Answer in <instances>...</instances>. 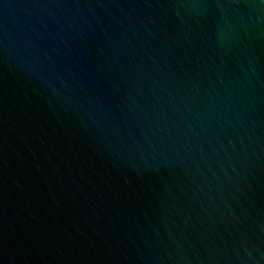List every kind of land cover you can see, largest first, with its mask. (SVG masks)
<instances>
[{
  "label": "water",
  "instance_id": "obj_1",
  "mask_svg": "<svg viewBox=\"0 0 264 264\" xmlns=\"http://www.w3.org/2000/svg\"><path fill=\"white\" fill-rule=\"evenodd\" d=\"M0 264H264V0H0Z\"/></svg>",
  "mask_w": 264,
  "mask_h": 264
}]
</instances>
